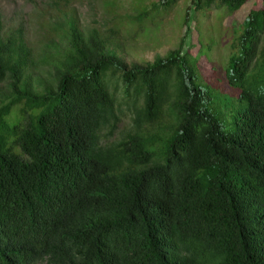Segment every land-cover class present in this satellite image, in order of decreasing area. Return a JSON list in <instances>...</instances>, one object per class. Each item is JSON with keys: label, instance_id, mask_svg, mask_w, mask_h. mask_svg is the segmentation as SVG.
Wrapping results in <instances>:
<instances>
[{"label": "trees", "instance_id": "obj_1", "mask_svg": "<svg viewBox=\"0 0 264 264\" xmlns=\"http://www.w3.org/2000/svg\"><path fill=\"white\" fill-rule=\"evenodd\" d=\"M176 1L137 3L129 22ZM110 44L72 20L41 58L55 82L33 89L24 30L0 18V264H264V0L234 30L222 84L182 42L130 67Z\"/></svg>", "mask_w": 264, "mask_h": 264}, {"label": "rangeland", "instance_id": "obj_2", "mask_svg": "<svg viewBox=\"0 0 264 264\" xmlns=\"http://www.w3.org/2000/svg\"><path fill=\"white\" fill-rule=\"evenodd\" d=\"M193 1L177 0L166 12L155 14L152 11L142 22H135L137 24L129 22L131 16L138 14L137 3L150 8L157 0H74L69 5L55 0H0V18L6 30H24L37 65V70L26 79L28 87L33 89L41 90L55 82V68L52 64L46 65L41 58H56L72 20L83 32L97 29L108 37L111 42L108 51L128 67L163 58L182 42V54L187 52L198 59L200 80L222 84L226 80L224 65L234 30H238L250 10L262 7V0H248L231 16L220 15L214 5L210 10L194 12L189 10ZM8 83L0 84V102L8 94ZM119 92L120 89L117 95ZM221 94L230 97L236 93L226 84ZM126 124L127 121L121 126Z\"/></svg>", "mask_w": 264, "mask_h": 264}]
</instances>
